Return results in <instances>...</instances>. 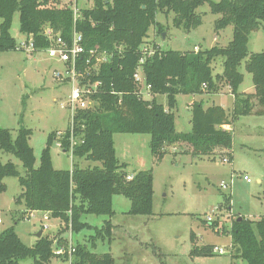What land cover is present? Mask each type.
Segmentation results:
<instances>
[{
  "label": "trees",
  "instance_id": "1",
  "mask_svg": "<svg viewBox=\"0 0 264 264\" xmlns=\"http://www.w3.org/2000/svg\"><path fill=\"white\" fill-rule=\"evenodd\" d=\"M207 1L213 13L222 14L216 20L217 30L233 26L232 40L226 46L198 51L165 50L156 44L155 56L143 63L146 81L152 86V98L138 96L132 76L143 55L141 45L151 41L150 28L158 24L157 13L174 12V25L190 31L202 23L197 8ZM62 2L0 0V51L16 49L17 39L11 29L17 13L21 35H33L39 50L49 45L44 35L47 27L71 40L74 14ZM263 26L264 0H94L91 7L81 9L76 29L83 33L88 47L113 49L119 45L123 54L116 55L103 68L105 87L96 96V105L77 112L75 117L73 158L89 163L82 166L74 161L72 169L54 167L51 144L58 139L63 151L70 154L69 128L61 138L57 132L49 134L36 166L34 148L29 142L32 130L22 127L14 138L9 128L0 126V150L18 157L24 167L22 173L13 161L0 160V195L7 188L4 179L17 177L22 191L16 202L25 208L22 218H29L35 211L48 213L50 218L70 224L73 234L93 228L88 215L109 216L88 238L91 246L87 242L73 243L72 256L62 257L70 258L71 264H118L112 252L93 250L99 239L113 238V197L116 194L128 197L131 201L128 212L132 215H152L154 176L152 169H146L132 173V179L127 178L130 173L115 153L114 134H150V148L157 161L169 153L167 148L172 145L179 147L181 153L191 152L196 157L221 154L232 161L233 134L225 126L233 125L242 116H264V50L250 53L248 47L250 34ZM218 57H223V71L214 74L212 63ZM244 60L255 85L251 93L240 90L245 78L241 70ZM224 87L234 95L232 110L194 101L190 105L192 131L176 129L172 109L178 94L217 93ZM160 95L167 96V106L159 100ZM209 223L216 225V221ZM66 232L67 229L60 231L62 238ZM228 233L236 258L247 264H264V216L252 219L244 215L242 220L238 217ZM53 238L49 233L42 234L33 246H28L15 226H11L0 233V264H19L23 258H32L31 264H47L57 256ZM192 241V255L214 254L216 245H197L195 233Z\"/></svg>",
  "mask_w": 264,
  "mask_h": 264
},
{
  "label": "rangeland",
  "instance_id": "2",
  "mask_svg": "<svg viewBox=\"0 0 264 264\" xmlns=\"http://www.w3.org/2000/svg\"><path fill=\"white\" fill-rule=\"evenodd\" d=\"M68 1L63 0L64 3ZM93 4L94 0L78 1L80 8ZM197 12L202 16V23L190 31L174 25V12H158V24L150 28L151 42L165 50L183 51L193 50L195 46L206 50L215 45H228L233 37V26L217 30L215 25L222 14L213 13L208 1L200 5ZM11 33L17 40L23 38L18 13ZM248 47L250 53L264 50V26L250 34ZM245 63L246 60L241 65L245 74L241 88L253 81ZM212 66L214 74L221 73L223 57L216 58ZM55 68L62 69L63 65L50 59L42 50L32 55L17 49L0 51V126L9 128L14 138L22 127L32 130L29 142L34 148L36 166L40 164L49 134L66 131L71 122L70 110L61 105L67 99L69 86L55 81ZM201 98L204 105L213 104L216 99L231 110V97L226 94L212 97L178 94L177 104L172 109L178 131H192L190 105L194 99L201 101ZM159 100L167 106V96L160 95ZM225 128L233 134V160L229 162H224L221 154L196 157L191 152L181 153L176 145L168 147L169 153L157 161L150 148V134L115 133V153L128 173L153 170L154 213L132 215L128 212L130 199L121 194L114 195L113 238L99 239L93 250L97 253L112 252L118 264H247L236 258L228 230L239 216L252 219L264 216V117L242 116L233 122V127ZM50 152L57 169L71 168L74 161L82 166L89 163L65 153L58 139L53 140ZM0 160L13 161L24 173L23 163L15 155L0 150ZM4 181L7 188L0 195V233L15 226L28 246L36 243L37 233L42 230V234L49 233L54 237L55 248L65 246L69 249L71 241L74 244L87 242L96 233L95 227H102L110 218L107 215H88L87 220L93 228L78 234L72 233L70 224L49 218L48 213L49 219H44L45 213H33L32 217L22 218L24 205L16 202L22 191L19 179L8 176ZM222 182H232V188H223ZM208 215H213L214 227L207 221ZM64 229L67 232L62 238L60 231ZM193 233L197 245L214 244L224 247L227 252L192 255ZM31 263L32 258L19 260V264ZM47 264L71 262L70 258L54 256Z\"/></svg>",
  "mask_w": 264,
  "mask_h": 264
},
{
  "label": "built area",
  "instance_id": "3",
  "mask_svg": "<svg viewBox=\"0 0 264 264\" xmlns=\"http://www.w3.org/2000/svg\"><path fill=\"white\" fill-rule=\"evenodd\" d=\"M78 1L79 0H69L67 3H61L68 5L73 10L75 24L71 40L65 39L57 30L47 27L44 29V35L47 37L49 45L46 48H42V51H45L50 59L63 65L62 69L55 68L53 70V78L55 81L60 85L69 86L67 99L63 101L61 105L67 107L71 113V122L68 132L70 133V154L72 157L76 140V114L85 109H92L96 105V96L105 87V79L102 77L103 68L112 63L116 55L123 54V47L119 45H116L113 49H108L88 47L85 44L83 33L76 29V21L82 9L78 6ZM16 49L23 50L31 55L41 51L36 47L33 35L17 40ZM194 50L198 51L199 46H195ZM141 51L143 55L139 61V65L133 72L132 79L137 87L136 93L138 96L151 99L152 86L146 81L143 63L147 59L155 56L157 46L151 41L146 42L141 45ZM112 93H116V91L113 90ZM65 132L66 131H58V137H63ZM223 161L229 162V157H223ZM127 178L132 179L133 174H129ZM245 179L250 181L247 176H245ZM221 185L223 188H232L233 183L222 182ZM33 213L40 212H32L30 217H32ZM43 217L44 219L50 218V216L48 218V214L46 215V213ZM207 221L213 222V215H208ZM72 248L73 242L71 241L69 249H66L65 246H58L55 248V254L57 256L68 255L71 257ZM226 252L227 251L222 246L216 245L214 247V253L225 254Z\"/></svg>",
  "mask_w": 264,
  "mask_h": 264
},
{
  "label": "crops",
  "instance_id": "4",
  "mask_svg": "<svg viewBox=\"0 0 264 264\" xmlns=\"http://www.w3.org/2000/svg\"><path fill=\"white\" fill-rule=\"evenodd\" d=\"M245 77V76H244ZM245 79V78H244ZM253 79V78H252ZM242 85V84H241ZM240 90L242 91V92H245V93H251V92H254V90H255V85H254V82L252 81L251 83H249L246 87H244V88H241V86H240ZM224 94H226V95H228V96H230L231 97V103H232V107H231V110H232V108H233V102H234V95L230 92V89L229 88H226V87H224L223 89H221L219 92H217V93H203V94H198L199 96L201 95V96H203V95H206V96H223ZM201 100L203 101V98H201ZM194 101H198L197 99H194ZM193 101V102H194ZM213 101H215V102H213V104H218V105H222L225 109H226V107L224 106V104H221L220 102H217L216 101V99H214ZM209 105H211V104H208V105H206V106H209ZM226 110H228V109H226ZM229 111V110H228ZM248 116V115H247ZM264 117V116H263ZM226 126H228V127H233V125H226ZM130 174H132V173H130Z\"/></svg>",
  "mask_w": 264,
  "mask_h": 264
},
{
  "label": "water",
  "instance_id": "5",
  "mask_svg": "<svg viewBox=\"0 0 264 264\" xmlns=\"http://www.w3.org/2000/svg\"><path fill=\"white\" fill-rule=\"evenodd\" d=\"M239 220H242V216H239ZM42 233H43L42 230L39 231V232L37 233V237H38V238L41 237V236H42Z\"/></svg>",
  "mask_w": 264,
  "mask_h": 264
}]
</instances>
